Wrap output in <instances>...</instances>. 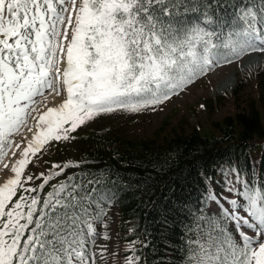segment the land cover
Returning <instances> with one entry per match:
<instances>
[{
    "label": "snow or ice",
    "instance_id": "6c2138e0",
    "mask_svg": "<svg viewBox=\"0 0 264 264\" xmlns=\"http://www.w3.org/2000/svg\"><path fill=\"white\" fill-rule=\"evenodd\" d=\"M252 52L264 53V0H0V160L29 118L38 129L0 185V264H97L104 255L95 250L104 197L89 187L100 181L69 176L41 196L79 163L54 164L31 187L30 155L74 140L102 114L155 111ZM46 89L64 98L41 114ZM220 183L205 198L212 207L188 214L181 264H264V181L232 168ZM136 243L124 264H147Z\"/></svg>",
    "mask_w": 264,
    "mask_h": 264
},
{
    "label": "trees",
    "instance_id": "16d2710c",
    "mask_svg": "<svg viewBox=\"0 0 264 264\" xmlns=\"http://www.w3.org/2000/svg\"><path fill=\"white\" fill-rule=\"evenodd\" d=\"M85 129L72 133L74 140L50 142L41 152L47 175L58 171L54 164L79 163L49 181L41 196L69 176L99 180L89 187L103 195L106 212L117 202L128 246L136 241L137 254L147 264H181L188 214L207 209L205 198L214 191L220 169L236 168L264 181V95L207 130L175 129L162 140L132 139L112 127ZM42 182L34 178L28 186Z\"/></svg>",
    "mask_w": 264,
    "mask_h": 264
},
{
    "label": "rangeland",
    "instance_id": "374dc122",
    "mask_svg": "<svg viewBox=\"0 0 264 264\" xmlns=\"http://www.w3.org/2000/svg\"><path fill=\"white\" fill-rule=\"evenodd\" d=\"M252 54L264 56L262 52H252ZM238 61L234 60L230 64ZM217 68L198 79L194 84L189 85L187 89L172 97L171 100L166 101L155 111L146 110L135 114L117 111L111 114H102L80 128L85 127V130H90V127H112L132 139L158 137L159 140H162L172 136L175 129L177 131H191L194 128L207 130L212 127L214 122L245 109L253 102H258L260 96L264 95V63L259 67H250L245 75L240 76L231 93H224L220 90L214 91L218 79L211 76V73ZM238 74L241 75L240 72ZM47 93L48 90L46 89L44 97L36 98L38 101H42L37 104L38 109L44 104L46 107L48 105L52 107L62 103L63 96L48 95ZM164 119H168V121H164ZM163 124L164 128L157 134V129ZM25 131L26 125L14 134L12 146L7 149L3 159L0 160V185L14 176L11 170L12 166L16 164V161L23 158L22 151L32 140V137L25 135ZM16 144H19L20 147L17 148ZM40 156L41 152H38L35 156L30 155V163L24 170L25 176L31 174L33 177H38L40 173L44 175L49 173L48 167L39 161ZM5 165H8V167L5 168ZM228 170L230 168L221 169L216 176L214 182L215 193L219 194L224 188V184L220 183V178ZM212 206L209 202L208 208Z\"/></svg>",
    "mask_w": 264,
    "mask_h": 264
},
{
    "label": "bare ground",
    "instance_id": "6f19581e",
    "mask_svg": "<svg viewBox=\"0 0 264 264\" xmlns=\"http://www.w3.org/2000/svg\"><path fill=\"white\" fill-rule=\"evenodd\" d=\"M263 63H264V56H258L257 54L255 55L252 53H248L236 63L230 64L227 66L218 67L214 72L211 73V76L216 77L218 79V82H217V85L214 91L220 90L221 92H224V93H231L234 87L237 85L240 76L245 75V73L250 67L252 66L259 67ZM239 72L241 73V75L238 74ZM220 77H223V78L220 79ZM43 103H45V101H43ZM48 107L50 106L48 105L46 107L44 104L41 107L42 110L40 108L38 109V111L42 114L44 111L47 110ZM52 107H55V106H52ZM35 115L36 114L33 113V116ZM35 123L36 122L34 119L29 118L27 125H26L25 135L30 136V137H33V135H35V133L38 131V129L35 127ZM29 129H31V131H29Z\"/></svg>",
    "mask_w": 264,
    "mask_h": 264
}]
</instances>
